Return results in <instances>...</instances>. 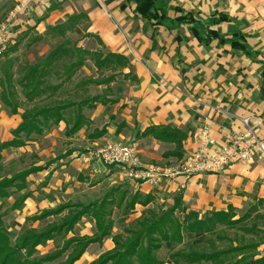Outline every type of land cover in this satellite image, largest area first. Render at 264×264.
Returning a JSON list of instances; mask_svg holds the SVG:
<instances>
[{"label":"crops","instance_id":"0c3cea01","mask_svg":"<svg viewBox=\"0 0 264 264\" xmlns=\"http://www.w3.org/2000/svg\"><path fill=\"white\" fill-rule=\"evenodd\" d=\"M22 1L29 6L13 26V31L19 34L18 41L29 29L35 28L43 34L49 25H56L70 15L83 12L89 19L86 32L99 37L106 51L124 54L131 61L124 70L128 76L118 77L110 85V92L103 96L110 102L89 101L80 109L88 122L81 130L68 136L65 121L50 130L52 133L60 132L69 142L62 147L63 151L50 157L48 162L41 160L24 169L41 167L27 177V189L12 195L31 193L21 208L14 210L24 208L28 211L27 221L48 223L50 219L34 222L28 218L70 201L52 204L40 198L39 190L50 198L57 197L60 194L58 190L63 188L69 193L70 188H65L63 184L70 165L75 171L82 172L100 163L80 158L81 153L93 146L115 140L134 142L144 164L172 166L196 149L195 136L204 125H208L212 136L222 142L234 132L245 131L243 120L249 118L258 136L264 139V0H157L172 19L179 15V8H183L185 13L193 12L197 19L208 25L213 16L226 15L229 21L219 25L222 33L244 35L250 47L259 53L254 58L230 44L219 46L217 40L204 45L195 38L189 25L153 27L149 21L136 15V6L129 0H0V8L5 4L16 6ZM3 60L1 58L0 63ZM97 88L106 90L107 86ZM104 93L101 91L100 94ZM23 112L22 108L17 114L9 112L1 100L0 86V142L12 138V131L22 122ZM157 127L183 132L186 137L181 148L176 149L175 142L162 141L145 133ZM56 129L58 131H54ZM103 129L106 131L104 136L91 138L95 130ZM35 143L33 139L25 146L11 150L30 149ZM51 144L58 146L53 141ZM54 147L46 148L43 155L46 156ZM29 182H32L31 186ZM76 183V186L82 185L78 181ZM122 188L152 194L156 203L166 205L173 194L171 205L180 195L185 205L200 212L201 217L206 212L227 211L229 207L239 212L256 200L264 199V157L257 158L253 163L234 164L220 173L194 175L179 191L171 184L150 188L132 180ZM100 199L71 202L91 203ZM145 209L138 204L128 221L141 216ZM85 220L83 218L76 225L74 234L77 226ZM91 222H84L85 227L87 224L95 227V222ZM117 228L120 231L116 232ZM121 231L120 227H115L113 235ZM94 233L95 229L81 231L79 236H92ZM53 247V242H49L39 249H46L41 251L46 253ZM113 248L112 237L104 239L102 244L92 243L75 264H90Z\"/></svg>","mask_w":264,"mask_h":264},{"label":"trees","instance_id":"16d2710c","mask_svg":"<svg viewBox=\"0 0 264 264\" xmlns=\"http://www.w3.org/2000/svg\"><path fill=\"white\" fill-rule=\"evenodd\" d=\"M129 1L135 4L136 15L149 21L153 27L189 25L195 38L206 46L217 40L219 46L230 44L250 57L259 54L246 42L244 35L222 33L219 25L229 21L224 14L213 16L208 25L197 19L193 12L185 13L183 8L177 9L180 13L175 19L169 18L157 0ZM88 20V15L82 12L70 15L56 25H49L36 41L44 38L64 40L34 63L19 64V58L12 56L18 50L19 42L4 55L0 63L1 100L11 114H17L20 108L24 112L22 122L12 131V138L0 142V163L4 150L25 146L33 141V136L44 135L61 121L67 122L68 136L81 130L88 122L80 109L89 101L110 102L100 95L79 102L58 97L65 85L72 83L79 70L90 62L98 75L77 84L84 92H88L90 85H107L110 92V85L119 76H128L124 70L131 61L126 55L104 49L89 50L67 38ZM85 36H93L104 47L99 37L93 34ZM55 77L60 80L58 83L53 82ZM105 133V129L95 130L91 138L98 139ZM145 133L162 141L175 142L176 149L181 148L186 137L183 132L169 127L152 128ZM39 170L41 167H31L10 177H1L0 199L27 189V177ZM29 197V191L20 194L12 209L21 208ZM138 204L146 209L141 216L128 221ZM262 207L264 199H258L242 217H238L233 207L227 211L206 212L201 217L200 212L185 205L180 195L168 206L156 203L152 194L114 187L100 200L91 203L68 201L45 209L28 218L34 222L50 219L45 226L27 228L18 234L7 228L4 215L0 214V264H75L92 243L102 244L109 237H112L114 248L90 264H264V254L254 251L260 243L246 238L250 234L264 233V229L259 227V223L264 225ZM83 218L95 222L92 236L74 234L76 225ZM115 227H120L121 233L113 235ZM234 229L242 233L237 245H233L227 235ZM245 239L249 242H243ZM49 242H53V249L42 253L39 247H46ZM162 250L167 252L165 256L161 254Z\"/></svg>","mask_w":264,"mask_h":264},{"label":"rangeland","instance_id":"374dc122","mask_svg":"<svg viewBox=\"0 0 264 264\" xmlns=\"http://www.w3.org/2000/svg\"><path fill=\"white\" fill-rule=\"evenodd\" d=\"M15 4H5L1 5L0 8V22L3 21L5 16L8 15V12L14 8ZM3 19V20H2ZM83 27L77 28L74 32H71L68 34L67 38L70 39L73 43L76 42L78 45H80L83 48L89 49V50H103L104 48L99 45L96 38L93 36H85L88 33L86 32L85 28L87 26V22L85 24H82ZM80 25V26H82ZM45 33V32H44ZM43 33V34H44ZM19 35V34H18ZM17 35V37H18ZM39 34L35 28L29 29V31H26L24 33V36L18 41L20 45L18 46V50L15 53H12V56H16L19 58V64H25L27 62H36L38 59L43 58L47 56V54L54 49L56 46H58L62 41L63 38H56V39H50V38H44V40H37V37ZM20 38V37H18ZM18 43V44H19ZM101 46V47H100ZM105 50V49H104ZM3 58V57H2ZM18 66V64H16ZM97 70L93 66V64L90 62L87 66L83 67L79 70V72L74 77V80L72 83L66 84L65 87L61 90L62 95L59 92L60 98L68 97L69 99H72L73 101H81L83 99L92 98L94 96L100 95L104 96L106 93L109 92V89L104 90L97 88L98 85H90L88 86V92H84L83 88L77 87V84L84 79L88 78H94L97 77ZM109 75V73H107ZM120 77V76H119ZM60 80L55 77L53 79L54 83H58ZM100 86H107V85H100ZM108 87V86H107ZM18 91L21 92L20 87H17ZM101 91L105 92L104 94H100ZM23 100V97L21 95L20 97ZM105 98V97H104ZM54 131H58L57 129ZM53 131H48L42 136H33L35 144L31 145L32 147L30 149L26 150H6L4 152V158L2 162L0 163V178L4 176H12L20 171H23L24 169L41 162V160L48 162V159L54 155H57L63 151L64 148H62L65 145H68L69 142L64 137L63 134L60 132L52 133ZM52 133V134H51ZM57 143L58 146L54 147L52 146L51 142ZM60 143H62V146H60ZM105 144V143H104ZM103 145V144H99ZM48 146V147H47ZM54 147L53 150H49V153L43 155L45 153L46 148ZM49 155V156H48ZM67 165H70L67 164ZM113 166V167H111ZM105 165L104 163L100 162L96 166H92L93 168H89L88 170H83L82 172L75 171L71 165L69 166V170L66 173V179L63 184L66 187L70 188L69 193H66L63 188V190H58L60 193L57 197L50 198L48 195H46L44 192L39 190V196L40 198H44L47 202H52V204L57 203L58 201H93L97 198H102L108 190H110L112 187H126L127 183H129L128 178L123 175V171L120 167L116 165ZM81 173V174H80ZM92 173H94V177H91ZM114 178V180H112ZM80 182L81 186L78 185L76 182ZM122 181V182H120ZM128 181V182H127ZM32 182H29V186H31ZM129 185V184H128ZM17 195L12 196L10 199H0V204L2 205V208L0 209V214L4 215V221L8 229L13 231L14 233H21L25 229L30 228L31 226L36 227H43L46 225L47 221H43L41 223L33 224L26 220L29 212L26 211L24 208L21 210L14 211L12 209V202L17 198ZM174 197V194L172 195L170 201H168V205H171V201ZM167 202V201H166ZM158 204H161L158 202ZM252 206V204L248 205L245 209L242 211L236 212L238 217H242L245 213L248 212L249 208ZM24 207V206H23ZM261 212L264 214V207L261 208ZM84 222H91V219L86 218L85 221H82L80 226H77L75 233L77 235L81 234V231H93L95 227H91L87 224L85 227ZM260 229H264V225L262 223H259ZM118 229V228H117ZM120 231L119 229L116 230V232ZM233 241V245H237L241 238L240 236L242 233L238 229H234L228 232L227 234ZM239 237V239H237ZM247 239L253 238V241L256 243H260L257 250H254L255 252L263 255L264 254V233H260L259 235L250 234L246 236ZM245 239L243 242L248 243L249 241ZM228 242H226V245L228 246ZM41 251H46V249H42ZM166 251L162 250L161 254L166 255Z\"/></svg>","mask_w":264,"mask_h":264},{"label":"built area","instance_id":"2783aa9c","mask_svg":"<svg viewBox=\"0 0 264 264\" xmlns=\"http://www.w3.org/2000/svg\"><path fill=\"white\" fill-rule=\"evenodd\" d=\"M28 6L27 2L22 1L0 22V59L18 42L13 26L27 11ZM243 122L245 131L234 132L222 142L212 136L208 125H204L195 136L196 149L172 166L144 164L138 146L125 140L93 146L81 153L80 158L116 165L126 178L140 185L157 188L171 184L179 191L186 187L188 179L194 175L220 173L234 164L253 163L257 158L264 157V139L258 136L249 118Z\"/></svg>","mask_w":264,"mask_h":264}]
</instances>
